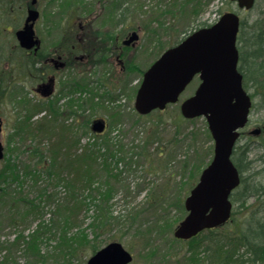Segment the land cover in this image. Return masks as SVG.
Segmentation results:
<instances>
[{
    "label": "rangeland",
    "instance_id": "rangeland-1",
    "mask_svg": "<svg viewBox=\"0 0 264 264\" xmlns=\"http://www.w3.org/2000/svg\"><path fill=\"white\" fill-rule=\"evenodd\" d=\"M184 1L190 2L185 3ZM228 1L207 0L206 3H203L202 0H198V2L196 0H127V6L133 9L130 11V24L134 26L133 28H137L136 31L139 34V39L133 43L131 51L128 53L133 58L132 72L118 75L117 82L106 86L102 82L107 79L96 73L98 66L89 67L84 72L80 71L81 66L74 69L70 68V88L68 87L65 91H62L58 97H44L34 91L36 85L32 77L34 74H32L28 66H25V62L22 63L21 57H17L16 39H11L9 35H6L3 51H8L9 49V52L5 53L8 60H17L19 66L11 61V63L9 62L10 64L6 63V65L0 66V76L4 74L5 77L0 86V118L3 121L1 141L5 156L12 157L13 160L19 158V160L27 162L28 151L36 143L41 140L45 142L48 139L43 134V129L45 128L43 127L44 124H42L44 116L49 119L50 126H56L54 131L58 135L61 130L60 126L64 127V123L72 125L70 123L74 121L72 119L73 114L77 113L79 115L83 114L88 118L90 128L93 124V119H105L107 125L104 132L107 134L112 133L113 136L118 133L115 126L119 127L121 122H125L124 129L127 131L126 136L123 138L125 143H130L132 138L143 137L144 124L150 121L157 122V120L162 119L163 124L159 127L161 130L160 139L167 140L173 138L176 134L181 139H186L185 145L177 144L176 147H179L174 152V155H177L178 160H172V165L183 159L188 163V155L191 156L193 154V149H189L187 146L192 140L188 136L190 132H195L197 137L193 139L198 150L191 160L196 163L203 160V166H206L211 161L214 150V139L211 138L207 121L203 116L189 119L182 117L180 107V102L191 95L198 86L197 79H194L188 88L180 94L181 97L177 103L167 105L165 110L152 111L150 114L143 116L138 122L132 115V110L135 93L140 80H142V73L161 55V52L175 45L176 41L184 38L196 28L213 24L218 17L227 11H234L239 14L240 19L246 21L247 28L257 18L261 17L264 19V0H257L255 5L249 10L237 8L235 2ZM108 2L110 3V0ZM43 21L44 18L41 14L40 23ZM261 25H263L262 28L264 29V21ZM122 33V31L116 30L113 35L121 36ZM14 45L15 47L10 48ZM10 49L16 53H11ZM9 56L13 58H9ZM93 68L94 72L92 71ZM253 90V87H249L246 91L250 93ZM122 110H125L123 111L124 113L128 112L125 115V119L122 117ZM250 115L248 126L241 133V143H249L250 151L248 155L254 159L262 153L258 146L262 132L253 135L249 131L254 129V127L262 128V123L257 121V118H264V110L254 111V114ZM55 116L57 120L51 121L54 120ZM82 121L83 117L80 118V122ZM28 127L32 128L34 134L36 132L37 138L36 136L31 137V132L28 133V129L30 130ZM80 139V143L83 145L85 142H92L90 133L86 131L80 134ZM69 143V141L66 142L67 145ZM157 144L155 142L154 146H157ZM117 157L119 159L117 164L114 163L115 160L110 161V163H112L115 173L118 170L121 171L123 179L114 181V178H111L112 183L116 186L114 196L109 202L112 206L113 216L125 215L129 209L139 205L140 207L143 206L149 196L148 193H150L154 185L161 184L160 182L165 184L166 177L168 178L170 175L168 171L176 172V167L172 165L165 174L148 172L144 170V167L149 165L150 159L144 160L143 158L134 157L130 162H127L129 158L122 160L119 155ZM4 159L0 160V182L2 181L1 173ZM251 168L247 172V175L250 178L252 177L251 181L255 183L260 181L264 184V159H256ZM201 171L202 168L194 176L190 168H188L183 178L175 174L169 181L170 191L168 193L170 195L179 194L180 198L183 199V203L185 197L190 193L189 191L196 185ZM12 187L15 188L14 185ZM56 187H58L57 190L60 192L59 196L63 197L65 187L61 185ZM36 189L37 187H33L31 182L27 181L22 192L28 195L29 198H33L36 194ZM174 197L169 199V203L158 213L154 214L151 212L142 216L141 221H139L141 224L136 225V227L128 230L125 228H121V230L113 228L109 232L100 234L97 237L98 247H104L111 241L121 243L132 254V261L128 264H210L209 259L196 261V259L206 256L204 253L202 255L203 251L200 252L203 247L197 240L192 242L183 241L173 235L177 224L187 215L184 203L181 205L182 208L180 210V207L174 204V202L178 204V200ZM254 198L250 197L249 202H254ZM234 206L236 205L234 204ZM43 208L36 214L34 219L18 220L19 218L17 217L15 225H12L6 219L7 223L4 222L2 218L0 225V264H58L55 260L46 258L47 251L51 250L52 245L56 242V237H54L53 233H49L47 229L55 225L61 226L62 223H58L60 219H57V215L54 216L53 214L55 210L53 204L49 205L46 203ZM24 209L25 207L22 205L12 209V213L23 215ZM245 209H240V212L234 215L235 222L238 221L236 223L237 226L233 225L234 222L229 221L228 224L218 228L217 231L219 233H225L228 230L229 232L235 231V228L237 229L241 223L242 216L246 213ZM92 213L93 211L89 210L87 215L84 216L85 212H82L78 217L81 227H84L90 233L91 229L87 228V226L92 220ZM36 230L39 232L38 236L40 235L38 238L40 251L46 255L44 262H41L42 257H32L24 250L25 242H13V239L18 234L23 233V235L27 236ZM50 230H53V228ZM76 231L77 228H73L70 234ZM202 233L205 232L203 231ZM91 236H93V233L90 234L89 238ZM195 247L199 248V250H196ZM193 253H198V257L193 259ZM85 254L87 257L91 253L86 252ZM85 258L71 260L69 264H85Z\"/></svg>",
    "mask_w": 264,
    "mask_h": 264
},
{
    "label": "trees",
    "instance_id": "trees-1",
    "mask_svg": "<svg viewBox=\"0 0 264 264\" xmlns=\"http://www.w3.org/2000/svg\"><path fill=\"white\" fill-rule=\"evenodd\" d=\"M263 21V18H257L247 28L246 21L241 20L237 38L238 70L243 74L246 90L249 87L254 89L250 92L252 98L250 114H254V111L264 110V29L261 25ZM125 110L121 111L123 119L128 113H124ZM73 115L72 125L62 122L64 127L60 126L61 130L58 135L54 131L56 126H50L49 119L44 116L43 134L48 139L45 142L41 140L28 151L30 158L28 156L27 162H23L19 158L13 160L12 157L4 155L2 181L0 182V204H2L0 207V225L2 218L4 222L6 219L12 225L17 223V217L18 220L34 219L36 214L44 209L43 205L46 203L54 205L53 214L54 216L57 215V219H60L58 223H62L61 226L52 227L53 230H50L52 228L47 229L56 237V242L52 245L51 250L47 251V256L40 251L38 241L40 235L38 236L37 230L27 236L20 233L13 239L15 243L17 241L25 242L24 250L32 257H42L41 262H44L46 256L58 264H69L71 260L85 258L86 252H90L92 255L99 250L97 237L100 234L109 232L113 228L128 230L136 227V225L141 224L139 221H141L142 216L151 212L158 213L165 208L164 206L169 203L168 200L173 196L178 200V204L176 202L174 204L181 210L183 199L180 198V195L168 193L171 177L176 174L183 178L188 168L196 176L204 165L203 160L197 163L191 160L198 150L193 139L197 137L195 132H190L188 136L192 140L187 146L189 149H193V154L188 155V163L183 159L174 165L171 164L172 160H178L177 155H174L179 147H176L177 144L185 145L186 139H181L177 134L167 140L160 139L161 130L159 127L163 124L162 119L144 124V136L132 138L130 143H125L123 139L127 134L124 129L125 122H121L119 127L115 126L118 133L114 136L112 133L98 134L90 131V122L83 114L74 113ZM132 115L137 119L136 122L143 117L134 109ZM81 117H83L82 122H80ZM56 120L57 117L55 116L54 120L51 121ZM257 121L262 123V135L258 142L262 153L254 159L250 158L248 155L249 143H241V136L236 141L231 155L233 163L239 170L241 182L231 195V201L236 206L233 207L229 221L234 222L233 225L237 226L238 221L235 222L234 215L240 212L239 210L242 208H246V213L242 216L241 223L237 229L235 228V231L229 232L228 230V232L219 233L217 229L223 227L221 226L206 229L205 233L200 232L189 239L190 242L197 240L203 247L200 252L203 251L202 255L203 253L206 255L196 259V261L209 259L210 264H264V184L260 181L256 183L251 181L252 177L247 175L256 159H264V118H257ZM28 128H30L28 133L31 132V137L36 136L37 138L36 132L34 134L32 128ZM83 131L90 133L92 142H85L84 145L80 143V134ZM67 141L70 142L69 145L66 144ZM155 142L158 143L157 146H154ZM41 145L44 146L41 147ZM117 155L122 160L129 158L127 162H130L134 157L144 160L150 159L149 165L144 167V170L148 172L165 174L172 166L176 167V172L168 171L170 175L168 178L166 177V183L160 182L161 184L154 185L148 193L146 204L129 209L125 215L113 216L112 206L109 202L114 196L116 186L112 183L111 178H114V181L123 179L121 171L118 170L115 173L112 163H110V161L115 160L114 163L117 164V160H119ZM27 181H30L33 187H37L33 198H29L22 192ZM13 185L15 188L12 187ZM58 185L65 187L63 197L59 196L60 192L56 187ZM250 197H255V201L250 203ZM22 205L25 207L23 215L12 213V209ZM89 210L93 211L92 220L87 226L93 233L90 238L91 233L81 227V223L78 221L79 215L85 212V216ZM12 219L14 222L11 221ZM73 228H77V231L70 234ZM195 249L199 250L196 247ZM198 255V253H193L192 258L194 259ZM85 259L84 261H86Z\"/></svg>",
    "mask_w": 264,
    "mask_h": 264
},
{
    "label": "water",
    "instance_id": "water-1",
    "mask_svg": "<svg viewBox=\"0 0 264 264\" xmlns=\"http://www.w3.org/2000/svg\"><path fill=\"white\" fill-rule=\"evenodd\" d=\"M237 8L249 10L256 0H231ZM30 11L28 20L37 18ZM240 17L234 11L222 14L212 25L196 29L175 46L165 51L145 70L143 80L135 95L134 109L147 115L153 110L165 109L176 103L188 83L199 74L200 82L195 92L181 104V114L186 118H206L211 138L214 139L211 161L202 168L196 185L184 199L187 215L175 228L173 235L189 239L205 228H216L226 223L232 213L230 195L241 179L232 161L234 144L240 130L249 120L252 107L250 94L244 89L242 72L238 70L239 51L237 37ZM32 25L18 32L22 47H31ZM130 41L138 35L132 32ZM105 121L95 119L93 131L104 130ZM2 130L0 119V134ZM256 128L252 133H258ZM4 147L0 136V159ZM130 253L121 243L111 242L91 255L86 264H126Z\"/></svg>",
    "mask_w": 264,
    "mask_h": 264
},
{
    "label": "flooded vegetation",
    "instance_id": "flooded-vegetation-1",
    "mask_svg": "<svg viewBox=\"0 0 264 264\" xmlns=\"http://www.w3.org/2000/svg\"><path fill=\"white\" fill-rule=\"evenodd\" d=\"M202 1L206 3L207 0ZM127 4V0H110V3L108 0H0V66L11 62L19 66L17 60H8L5 53L9 49L3 51L5 36L9 35L17 41V57H21L22 63L25 62L34 74V91L44 97H58L70 88V68L80 66L82 72L98 66L96 73L107 79L103 85L113 84L118 81V75L132 72L133 58L128 53L139 39L137 28L130 24V11L133 9ZM32 10L37 11V18L28 20ZM41 14L44 18L42 23ZM28 25H32V39L38 41L25 48L17 34ZM116 30L123 32L121 36L113 35ZM133 31L138 37L130 41ZM16 52L11 50V53ZM3 79L4 74L0 76V86ZM194 79L199 84V74L191 82Z\"/></svg>",
    "mask_w": 264,
    "mask_h": 264
}]
</instances>
